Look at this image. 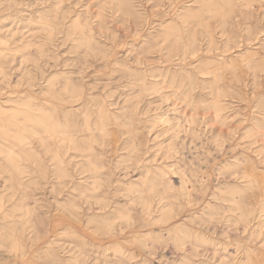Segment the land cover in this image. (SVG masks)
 Returning <instances> with one entry per match:
<instances>
[{"label":"rangeland","instance_id":"374dc122","mask_svg":"<svg viewBox=\"0 0 264 264\" xmlns=\"http://www.w3.org/2000/svg\"><path fill=\"white\" fill-rule=\"evenodd\" d=\"M0 264H264V0H0Z\"/></svg>","mask_w":264,"mask_h":264}]
</instances>
